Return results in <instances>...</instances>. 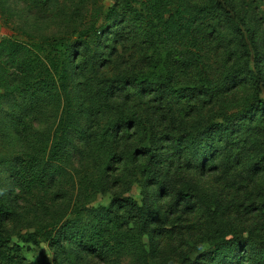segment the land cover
Returning a JSON list of instances; mask_svg holds the SVG:
<instances>
[{
    "label": "rangeland",
    "instance_id": "1",
    "mask_svg": "<svg viewBox=\"0 0 264 264\" xmlns=\"http://www.w3.org/2000/svg\"><path fill=\"white\" fill-rule=\"evenodd\" d=\"M215 1L219 7H224L222 15L225 17L216 19L213 26L200 32L194 42L159 35L142 36L138 31L128 32L129 29L120 24L116 40L115 35L105 38L100 34L99 39L113 45V49L104 50L103 58L98 57L99 63L85 79L79 80L87 85L92 97L98 84H89L90 81L105 78L104 83L110 84L125 74L147 75V78L152 76L160 80L169 76L174 87L186 96L165 97L163 93L155 94V90L147 88L136 94L135 88L127 82L122 92L109 96L106 108H98L96 100L91 109L87 140H76L77 143L68 148L57 185L35 189L33 197L19 193L13 202L12 218L0 225L8 245L21 247L26 264H36L43 257L50 260L51 253L44 243L22 242L19 234L33 231L39 223H62L72 219L81 206H105L115 197L130 198L138 204L149 201L156 210V219L153 217L146 229L149 233L145 231L142 237L141 256H148V264H189L207 249V236L216 230L229 231L227 237L236 234L264 239V160L258 157L264 154V124L261 128L251 126L250 131L254 134L237 154L228 156L213 151L202 166L194 161L178 160L174 152V139H180L195 128L222 122L225 115L240 111L246 103H253V98L264 100V0ZM116 2L4 0V8L0 5V40L22 41L30 45L34 53L42 55L41 49L46 48L44 38L79 39L84 28L99 27L104 23L107 11ZM176 2L162 0L161 9L174 10ZM193 2L208 4L211 1ZM239 32L246 46L244 53L249 57L248 67L256 76L249 82H235L211 97L202 95L198 89L204 79L218 84L225 75L221 72L239 65ZM91 49L94 50V43ZM256 57L260 61L254 60ZM75 58L80 63L83 59L79 54ZM87 99L91 100V97L87 96ZM3 104L6 112H10V108H5L6 103ZM40 104V115L32 122L38 132L50 128L54 113L47 102ZM117 114L131 121L138 119V124L129 123L127 130L116 128L113 137L98 135ZM3 120L0 115V122ZM141 124L146 125V130H142ZM157 138L166 152L162 169L156 171L163 181L161 194L157 184H151L153 180L146 182L148 188L143 187L142 175L134 172L142 162L140 158L131 159L132 152L141 144L157 143ZM38 143L44 146L45 137L40 136ZM25 151L24 144L11 146L0 138V157L21 156ZM259 160L261 164L251 166ZM104 171L110 182L101 187L98 177ZM81 182L84 187H80ZM187 185L191 189H187ZM182 190L188 191L191 197L186 206L184 201L176 199ZM129 225L137 226L133 219L129 220ZM72 264L108 263L82 258ZM122 264L141 263L129 258Z\"/></svg>",
    "mask_w": 264,
    "mask_h": 264
},
{
    "label": "trees",
    "instance_id": "2",
    "mask_svg": "<svg viewBox=\"0 0 264 264\" xmlns=\"http://www.w3.org/2000/svg\"><path fill=\"white\" fill-rule=\"evenodd\" d=\"M209 1L208 4H197L193 0H177L173 10L161 9L162 0H117L114 7L107 11L104 23L99 27L91 25L84 28L79 39L64 40L62 36L44 38L46 48L41 49L42 55L34 53L32 47L22 41L12 38L0 40V97L3 99L0 101V115L5 119L0 122V138L11 146L20 143L26 147L21 156L0 157V225L12 218L13 202L19 193L33 197V190L57 185L68 148L75 145L76 140H87L91 109L96 100L99 102L98 108H106L109 96L122 92L127 82L135 88L136 94L147 88L155 90V94L163 93L165 97L186 96L174 87V81L169 76L160 80L152 76L147 78V75L125 74L110 84L104 83L105 78L98 82L90 81L89 84H98L92 97L87 85L79 80L85 79L99 63L98 57L103 58L104 50L113 49V45L99 39L100 34L105 38H108L106 35H115L116 40L120 24L122 28H128V32L138 31L142 36L159 35L194 42L200 32L213 26L216 19L225 17L222 15L224 7H219L215 0ZM3 2L0 0L4 8ZM223 3L226 1L223 0ZM239 33V65L221 72L225 75L218 84L204 79L198 89L202 95L211 97L235 82H249L256 76L248 67L249 57L244 53L246 46L243 35ZM93 43L94 50L91 49ZM78 54L83 58L81 63L76 61L75 55ZM257 57L254 60L260 61ZM252 100L253 103H246L240 111L225 115L222 122L195 128L180 139H174V152L178 160L194 161L202 166L204 159L211 156L213 151L224 152L228 156L237 154L254 134L250 131L251 126L261 128L264 124V100ZM4 102L5 108L11 109L10 112L4 109ZM41 102H47L54 113L50 128L38 132L32 122L40 115ZM132 120L117 114L98 135L113 137L116 128L127 130L129 123L138 124V119ZM141 128L146 130V125L141 124ZM40 136L45 137L44 146L38 143ZM157 139V143L141 144L135 150L138 155L132 152L131 159L140 158L142 162L134 168V172L142 175L143 187L148 188L146 182L153 180L151 184H157L161 194L163 181L156 171L162 169L166 152L160 138ZM258 157L264 160V154ZM260 160L251 163V166L261 164ZM106 176L104 171L98 177L99 186L109 184ZM187 189H191V186L187 185ZM181 192L176 199L184 201L185 206L190 204L188 191ZM249 208L245 212H249ZM78 209L72 219L62 223H39L33 231L18 235L22 242L32 245L44 243L48 247L51 259L43 257L36 264H72L74 260L82 258H95L108 264H122L125 259L131 258V261L148 264V256L141 255L142 237L145 231L149 233L146 229L157 215L151 202L138 204L130 198L115 197L105 206L84 205ZM130 219H133L136 227L129 225ZM3 230L0 226V264H26L21 247L18 244L8 245ZM228 234L230 232L227 230H216L209 234L207 249L189 264H264V239L236 234L227 237Z\"/></svg>",
    "mask_w": 264,
    "mask_h": 264
}]
</instances>
